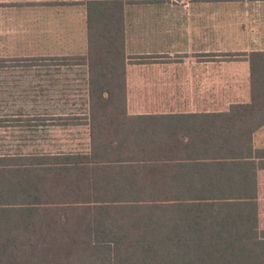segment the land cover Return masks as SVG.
Here are the masks:
<instances>
[{"label":"trees","instance_id":"obj_1","mask_svg":"<svg viewBox=\"0 0 264 264\" xmlns=\"http://www.w3.org/2000/svg\"><path fill=\"white\" fill-rule=\"evenodd\" d=\"M131 1L82 2L84 54L0 57V69L36 76L52 66L87 69V114H12L0 126L86 124L89 136L86 151L0 153V264L264 260L252 148L264 124V50L224 54L248 61L250 102L169 120L129 115L124 7Z\"/></svg>","mask_w":264,"mask_h":264},{"label":"crops","instance_id":"obj_2","mask_svg":"<svg viewBox=\"0 0 264 264\" xmlns=\"http://www.w3.org/2000/svg\"><path fill=\"white\" fill-rule=\"evenodd\" d=\"M82 6L79 33L84 51L76 55L86 52V9ZM209 7H223L226 14L217 16L216 11H211L203 17L184 16L183 5L172 0H136L125 4V84L129 115L169 120L177 115L212 114L228 110L234 103L250 102L248 61L243 55L224 54L264 50V0L220 2ZM67 23H74L72 15ZM63 34L64 40L69 36L70 41L75 39L73 31L64 30ZM75 66L84 67L76 82L84 90V99L82 111L73 114H87V69L85 65ZM58 67L35 77L38 82L48 83L51 89L57 80L50 73L54 70L58 73ZM62 89L54 87L51 91L59 96L63 94L61 91L71 92L70 87ZM252 148L259 155L256 231L258 240L264 241V124L253 132ZM229 264H264V260Z\"/></svg>","mask_w":264,"mask_h":264},{"label":"rangeland","instance_id":"obj_3","mask_svg":"<svg viewBox=\"0 0 264 264\" xmlns=\"http://www.w3.org/2000/svg\"><path fill=\"white\" fill-rule=\"evenodd\" d=\"M172 1L183 5L184 16L203 17L210 15L208 13L211 11H216L217 16L226 14L223 7L210 8L213 3L242 0ZM82 2L84 0H0V57L48 56L57 53L72 56L82 53L84 42L80 40L79 33ZM252 11L255 13V10ZM69 15L73 16V24L67 23ZM64 30L73 31L75 39L70 41L69 35H66L69 36L67 39H62ZM58 69V73L55 72L57 70L50 73L57 80L54 87L71 88V92L67 91L66 94L61 91L63 94L60 96L56 95V91L39 88L38 83H48L38 82L34 69L1 68L0 118L10 117L12 114L26 118L38 114L50 116L81 112L84 90L76 82L82 76L81 70L84 67L60 65ZM1 124L4 126H0V153H49L88 149L89 136L85 125L26 126L11 121Z\"/></svg>","mask_w":264,"mask_h":264},{"label":"built area","instance_id":"obj_4","mask_svg":"<svg viewBox=\"0 0 264 264\" xmlns=\"http://www.w3.org/2000/svg\"><path fill=\"white\" fill-rule=\"evenodd\" d=\"M181 1H184V0H181Z\"/></svg>","mask_w":264,"mask_h":264}]
</instances>
